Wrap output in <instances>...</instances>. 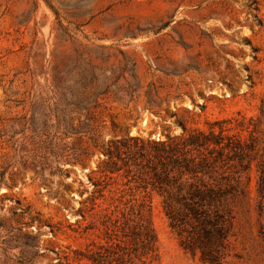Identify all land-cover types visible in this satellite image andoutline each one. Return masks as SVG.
<instances>
[{"label": "rangeland", "instance_id": "374dc122", "mask_svg": "<svg viewBox=\"0 0 264 264\" xmlns=\"http://www.w3.org/2000/svg\"><path fill=\"white\" fill-rule=\"evenodd\" d=\"M227 118L264 137V0H0V264L84 247L67 218L109 140ZM151 201L161 264H203ZM244 233L231 264H264L255 222Z\"/></svg>", "mask_w": 264, "mask_h": 264}, {"label": "trees", "instance_id": "16d2710c", "mask_svg": "<svg viewBox=\"0 0 264 264\" xmlns=\"http://www.w3.org/2000/svg\"><path fill=\"white\" fill-rule=\"evenodd\" d=\"M245 120L183 126L165 139L127 133L109 140L100 176L91 178L95 190L82 191L76 221L67 218L87 242L58 254L59 264H161L152 192L181 247L203 264H231L253 222L264 239V137ZM49 226L54 235L62 230Z\"/></svg>", "mask_w": 264, "mask_h": 264}]
</instances>
